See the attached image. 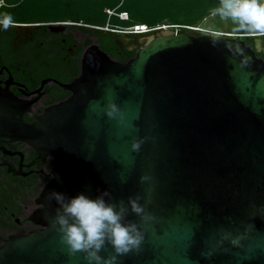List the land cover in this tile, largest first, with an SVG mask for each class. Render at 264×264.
<instances>
[{
    "label": "water",
    "instance_id": "95a60500",
    "mask_svg": "<svg viewBox=\"0 0 264 264\" xmlns=\"http://www.w3.org/2000/svg\"><path fill=\"white\" fill-rule=\"evenodd\" d=\"M203 22L246 36L160 30L134 41L126 61L94 37L63 86L70 96L31 124L30 102L0 93V146L25 143L55 162L32 218L38 228L0 246V264H87L83 253L67 255L53 229L59 205L49 193L95 199L104 190L117 204L141 196L152 217L129 209L124 222H136L144 240L118 264H264V31L219 12ZM133 140L143 141L139 152Z\"/></svg>",
    "mask_w": 264,
    "mask_h": 264
},
{
    "label": "flooded vegetation",
    "instance_id": "af4514ba",
    "mask_svg": "<svg viewBox=\"0 0 264 264\" xmlns=\"http://www.w3.org/2000/svg\"><path fill=\"white\" fill-rule=\"evenodd\" d=\"M49 24L57 28L49 29ZM62 24L69 26L58 28ZM104 36L112 42L118 61L132 57V43L141 37ZM93 38L69 20L19 19L7 31L0 30V93L9 92L30 102L28 113L23 115L25 123H33L47 107L70 96L63 86L78 77L82 52ZM247 44L252 45L253 39ZM257 56L264 60V48ZM54 165L52 158L25 143L0 146V246L12 236L38 228L32 218L42 208L38 198Z\"/></svg>",
    "mask_w": 264,
    "mask_h": 264
},
{
    "label": "clouds",
    "instance_id": "9594fccd",
    "mask_svg": "<svg viewBox=\"0 0 264 264\" xmlns=\"http://www.w3.org/2000/svg\"><path fill=\"white\" fill-rule=\"evenodd\" d=\"M220 3L217 11L223 18L230 19L240 28L264 31V23L249 15L253 8L257 15H264V4L259 0H220ZM13 26L15 21L11 14L0 17V30L7 31ZM117 112L116 106L110 105L106 114L110 119H115ZM142 143V140H133L131 149L139 152ZM150 179L147 175L140 178L141 183ZM105 197L112 199L107 190L100 192L95 199L82 193L73 198L55 191L49 193V199L59 205L51 225L60 234V242L66 247L69 257L83 253L87 264H118L120 257L130 252H140L144 240L140 226L136 222L124 221L129 209L143 222L152 219L146 213L145 205L139 203L141 196H130L127 205L123 201L118 204L106 202ZM108 245L112 252L101 256L100 253L106 251Z\"/></svg>",
    "mask_w": 264,
    "mask_h": 264
},
{
    "label": "trees",
    "instance_id": "16d2710c",
    "mask_svg": "<svg viewBox=\"0 0 264 264\" xmlns=\"http://www.w3.org/2000/svg\"><path fill=\"white\" fill-rule=\"evenodd\" d=\"M1 1V0H0ZM124 0L120 1L116 7L117 12H126L129 16L128 20L121 21L117 17L108 18L104 10L98 16H90L86 19L80 17H70L56 20H69L76 27H79L83 33L97 37L99 47L105 51L112 59L117 60V56L112 51V42H108L107 38L102 34V29L107 24L111 27L127 28L136 24L154 27L161 24H179V25H197L204 21L212 12L217 11L220 7H214L212 0ZM11 14L13 20H32L28 18L26 11H15V2L10 3L9 0H2L0 5V17L4 14ZM26 14V15H25ZM114 21V23L112 22ZM107 35H115L107 31ZM142 36L143 34H134ZM87 44L90 41L86 42ZM135 53L131 56L133 57ZM131 57V58H132Z\"/></svg>",
    "mask_w": 264,
    "mask_h": 264
},
{
    "label": "rangeland",
    "instance_id": "374dc122",
    "mask_svg": "<svg viewBox=\"0 0 264 264\" xmlns=\"http://www.w3.org/2000/svg\"><path fill=\"white\" fill-rule=\"evenodd\" d=\"M189 1L191 0L184 2ZM9 2H15V11H26L28 18L48 22L70 17L86 19L98 16L104 8L118 7L120 0H9ZM211 4L214 7L221 6L220 0H212Z\"/></svg>",
    "mask_w": 264,
    "mask_h": 264
},
{
    "label": "built area",
    "instance_id": "2783aa9c",
    "mask_svg": "<svg viewBox=\"0 0 264 264\" xmlns=\"http://www.w3.org/2000/svg\"><path fill=\"white\" fill-rule=\"evenodd\" d=\"M121 3L124 0H120ZM2 4V0L0 1V5ZM107 17H117L121 21L128 20L129 16L126 12H117L116 8L109 9L106 8L104 10ZM104 31H111L115 33H121V34H147L151 32H157L160 30H172L174 33H181V32H193L196 35L202 36V35H218V36H233L234 38L241 37L243 35L241 34H232V33H226V32H217L213 31L210 28H208L204 22H201L197 25H179V24H161L154 27H149L147 25L142 24H136L127 28H119V27H111L108 24L103 27L99 28Z\"/></svg>",
    "mask_w": 264,
    "mask_h": 264
},
{
    "label": "snow or ice",
    "instance_id": "6c2138e0",
    "mask_svg": "<svg viewBox=\"0 0 264 264\" xmlns=\"http://www.w3.org/2000/svg\"><path fill=\"white\" fill-rule=\"evenodd\" d=\"M245 10L248 11L247 7ZM249 15H251L253 19L260 20L262 23H264V15H257L256 10L254 8L251 9Z\"/></svg>",
    "mask_w": 264,
    "mask_h": 264
}]
</instances>
